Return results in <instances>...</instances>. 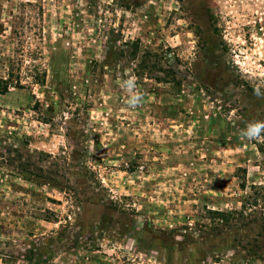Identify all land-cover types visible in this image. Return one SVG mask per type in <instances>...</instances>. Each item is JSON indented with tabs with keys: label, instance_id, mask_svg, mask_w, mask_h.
I'll return each instance as SVG.
<instances>
[{
	"label": "rangeland",
	"instance_id": "obj_1",
	"mask_svg": "<svg viewBox=\"0 0 264 264\" xmlns=\"http://www.w3.org/2000/svg\"><path fill=\"white\" fill-rule=\"evenodd\" d=\"M2 26L0 264H264V0H0Z\"/></svg>",
	"mask_w": 264,
	"mask_h": 264
},
{
	"label": "trees",
	"instance_id": "obj_2",
	"mask_svg": "<svg viewBox=\"0 0 264 264\" xmlns=\"http://www.w3.org/2000/svg\"><path fill=\"white\" fill-rule=\"evenodd\" d=\"M25 6H28V8L30 9V15L32 16L35 15L36 17H38V21L41 20L42 18V9L41 7H37L36 5L32 4V3H28V5H22L21 7L25 8ZM29 15V14H28ZM29 15V19L28 18H18L15 17L16 20L19 19L22 20L23 27H25V29L23 28V32L25 34V31H28V28L30 29L31 35L27 36V38L29 39V42L27 43V54L30 55V57L32 58L34 55H36V51H40L39 48L37 47H33L34 45L30 42L31 39L36 40V43H42L43 37L42 35L37 32V31H32V27H33V18L30 17ZM3 26L0 27V32L3 31ZM38 40V41H37ZM40 40V41H39ZM39 54H41V52H39ZM35 62V61H34ZM34 64V63H33ZM12 67H9L6 71V76L0 78V94H5L9 91V89L13 86L22 89L23 85H22V75L20 72L17 73V75L14 74V72L12 71ZM29 73H28V78L31 79V84H35V85H44L45 81H46V72L45 70H40L38 69L35 65H32L29 69H28ZM209 214H216L219 215L221 213L219 212H209Z\"/></svg>",
	"mask_w": 264,
	"mask_h": 264
}]
</instances>
